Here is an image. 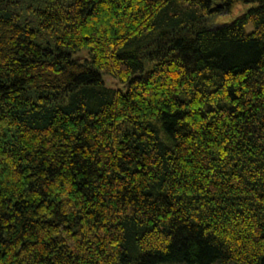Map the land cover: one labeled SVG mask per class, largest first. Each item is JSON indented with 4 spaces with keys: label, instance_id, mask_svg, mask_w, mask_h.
<instances>
[{
    "label": "trees",
    "instance_id": "1",
    "mask_svg": "<svg viewBox=\"0 0 264 264\" xmlns=\"http://www.w3.org/2000/svg\"><path fill=\"white\" fill-rule=\"evenodd\" d=\"M0 264H264V0H0Z\"/></svg>",
    "mask_w": 264,
    "mask_h": 264
},
{
    "label": "rangeland",
    "instance_id": "2",
    "mask_svg": "<svg viewBox=\"0 0 264 264\" xmlns=\"http://www.w3.org/2000/svg\"><path fill=\"white\" fill-rule=\"evenodd\" d=\"M254 3H237L235 4L230 11H226L220 14L215 15L214 17H212V19L210 20V26L215 27V26H219V25H223L226 23L231 22L236 16H238L239 14L245 12L248 8L254 6ZM245 29L247 31H250L252 29V25L251 24H247L245 26ZM104 81L106 83V85L108 86H118V82H116L115 79L111 78L108 75H103Z\"/></svg>",
    "mask_w": 264,
    "mask_h": 264
}]
</instances>
